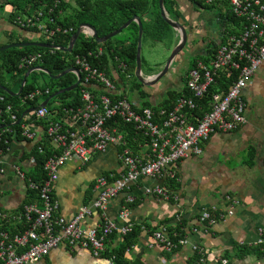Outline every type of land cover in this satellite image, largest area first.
Listing matches in <instances>:
<instances>
[{
    "label": "built area",
    "instance_id": "obj_1",
    "mask_svg": "<svg viewBox=\"0 0 264 264\" xmlns=\"http://www.w3.org/2000/svg\"><path fill=\"white\" fill-rule=\"evenodd\" d=\"M193 1L208 5L227 2L230 13L240 19L241 25L238 31L227 35L208 60L198 59L187 70L184 93L178 95L171 109L157 112L150 108L135 109L126 98L118 96L106 71L91 63L101 58L103 49L99 47L85 49V53L73 57L74 68L80 75L78 103L61 108L59 114L46 106H38L32 112L33 121L21 126L19 135L23 139L36 143L46 141L52 154L44 163L45 179L41 183L28 180V188L36 191L37 203L22 205L16 211L0 210V264H33L62 244L70 249L75 246L89 249L93 256L99 257L110 235L116 232L124 235L132 226L128 222L129 209L123 208L118 213L119 224L102 216L98 226L82 227L81 221L92 210L104 211L110 200L129 191L141 177L174 179L177 164L188 157L200 156L202 143L212 134L235 131L246 122L242 91L264 62V0ZM52 12L50 8L48 16L43 17V12L38 11L32 18H18L17 22L21 27H36L39 35L48 40L68 36L73 28L57 25ZM82 35L93 39L89 28H84ZM40 58V53L26 55L19 68L32 67ZM115 61L121 74L130 75L123 60L116 57ZM222 77L225 81L219 84ZM99 88L102 91L96 92ZM47 93V90L37 89L24 99L31 101L35 96ZM205 98L208 99L204 111L202 100ZM5 111L9 112L10 107L7 106ZM10 120L16 123V116L11 115ZM37 121L45 123L41 134L37 131ZM130 130L146 141L144 146L149 152L145 157L134 155L127 147L124 135H129ZM5 132L12 134L11 139L16 136L15 131ZM3 138L0 133V143ZM111 146L121 149L119 160L123 170L119 176L98 177L93 185L95 199L71 219L57 215L58 204L52 190L60 167L72 159L87 164L93 155L105 153ZM38 151H42L41 147ZM145 192L164 200L173 197L160 186L146 188ZM126 198L127 203L133 202L130 195ZM231 213L232 210L227 211L228 215ZM199 221L210 225L214 219L204 210ZM152 237L167 253L188 244L186 238L173 243L163 227L152 232ZM256 244L264 245L262 228L257 230ZM191 249L204 263L202 249L196 244H192ZM221 263L226 264V260ZM108 264H112L111 261Z\"/></svg>",
    "mask_w": 264,
    "mask_h": 264
},
{
    "label": "crops",
    "instance_id": "obj_2",
    "mask_svg": "<svg viewBox=\"0 0 264 264\" xmlns=\"http://www.w3.org/2000/svg\"><path fill=\"white\" fill-rule=\"evenodd\" d=\"M172 1H175V8L171 10H177L178 15L172 14L170 9L166 12L188 30L189 55L186 60L176 61L175 58L169 67L166 82L145 87L134 78L131 86L134 96L129 101L122 92L124 81L134 77V71L133 76L121 74L116 69L115 58H107L106 68L116 87V94L126 98L135 109L159 108L168 95L177 97L183 93L185 74L192 67L193 60H208L216 47L224 43L227 35L240 28L241 21L229 20L231 13L227 2L208 5L193 0ZM65 12H69V8ZM6 16L0 15V43H6L10 37L27 38L28 34L8 23ZM138 16L146 25L153 15L150 12L138 13ZM119 20V14L112 15V21ZM125 29L126 35L115 37L112 44L131 45L133 28ZM145 34L152 42H160L153 40L149 33ZM164 39L162 36L161 41ZM143 60L141 74L146 81H150L161 71L163 63L149 65L145 73ZM101 91L96 89V92ZM242 99L246 122L238 129L212 134L202 143L200 156L188 157L177 164L174 179H137L129 191L110 200L104 211L92 210L81 221V226H98L102 216L119 224V211L129 209L128 222L138 229L137 242L125 253L131 264H188L194 253L192 244L202 249L206 264H222L223 259L226 264H264V245L256 244L257 230L262 228L264 231V62L242 91ZM171 103L173 105L174 102ZM42 129L43 126H39L38 133L41 134ZM135 141L139 145L141 139ZM35 145L36 141L14 138L7 148L0 150V210L16 211L27 201L29 181L22 175L34 168ZM147 151L146 146H139L134 155L145 157ZM120 152L121 149L111 146L105 153L93 155L87 164L72 159L62 165L52 190L58 204L56 214L71 219L79 209L89 206L96 197L93 189L95 180L105 173L122 172ZM155 186L162 187L173 197L164 200L145 192L146 188ZM128 195L133 198V205L130 204L132 202L127 203ZM31 203H37V199ZM204 210L209 211L214 219L210 225L199 221ZM229 210H232L230 215L227 214ZM177 224H182L183 236L188 244L179 247L176 252L167 253L154 241L152 232L163 227L167 233ZM120 242L121 235L116 232L111 240H107L99 257L93 256L89 249L77 246L70 249L62 244L33 264H108L107 253Z\"/></svg>",
    "mask_w": 264,
    "mask_h": 264
},
{
    "label": "trees",
    "instance_id": "obj_3",
    "mask_svg": "<svg viewBox=\"0 0 264 264\" xmlns=\"http://www.w3.org/2000/svg\"><path fill=\"white\" fill-rule=\"evenodd\" d=\"M55 0H1L0 2V15L4 11V7L9 8V13H7V22L11 25L20 28L26 34H33L37 36L36 41L27 40V38H8L6 43H0V47L8 44L15 43H52L55 46L67 47L71 35L75 32L77 27L81 23H90L94 26L99 37H103L106 34L114 31L119 25L129 19L132 15L138 13H152V17L146 25L143 24L142 28L143 34L149 33L153 40L161 41L165 30L169 28L168 24L161 18L158 0H71V2H66L64 0H59L56 3ZM55 5V6H54ZM164 7L168 11L172 7L175 8V1L164 0ZM168 7V8H167ZM52 8V15L55 17V22L57 25L72 27L73 30L68 36H56L51 40L45 39L40 36V31L36 27L23 26L17 22V19L32 18L36 15L38 11L43 12V17L48 16V10ZM69 8V12H65ZM152 8V9H151ZM151 9V10H150ZM172 14H177V10H171ZM169 12V11H168ZM119 14L121 20L112 21L113 14ZM229 20L240 21L234 15H229ZM45 24L48 27V21L45 20ZM133 28L134 40L129 47L123 46L122 43L112 44V38L107 40L105 43H96L93 39L87 38L85 35H80L75 42L71 53H64L61 51H52L47 48H38L33 46L27 47H8L7 49L0 50V126L4 125V128L0 129V133H3V141L0 143V150L7 148L8 143L11 141L12 134L5 132V130H11L16 132V139H23L19 132L21 131L22 125H27L31 123L33 118V113L25 115L18 124L11 122L10 116L15 115L18 120L21 115L30 108H37L40 104L50 97L55 92L67 88L73 85L76 81L75 76L72 73H67L58 79H51L46 74L42 72H32L23 87L21 94L17 96H10L5 93L2 87L9 89L12 92H17L22 78L29 68L35 66H41L42 68L48 70L51 75H57L61 72L74 67L73 57L76 54L85 53V49H97L102 48L103 54L99 61L92 60L93 65H98L100 68L107 72L106 61L107 58H119L123 60L127 65V73L133 76V71L135 68V55L137 46V32L138 26L135 22L128 25L127 29ZM214 52V51H213ZM212 52V54H213ZM40 53V60L32 67L19 68L21 59L30 54ZM108 54V55H107ZM211 54V55H212ZM108 56V57H107ZM210 57V56H209ZM197 58L193 60V64ZM203 60V59H202ZM207 59H205L206 61ZM42 75L46 76L47 82L43 86H36V76ZM11 76V81L7 80V77ZM225 81V77L218 80L219 84ZM223 85V84H222ZM225 87V85H224ZM48 91L47 94H42L40 96H35L31 101L24 99L26 95L34 92L35 90ZM212 91L214 88H211ZM79 88L58 94L57 96L51 98L47 104V108L51 112L59 114L61 108L76 105L79 101L78 96ZM184 93V92H183ZM178 97V96H177ZM175 95H168L160 107H149L153 111L157 112L159 109L169 110L172 108V101L174 102L177 98ZM207 99L202 100L204 104V111L207 108ZM52 105L49 107V105ZM59 104V105H55ZM7 106L10 107V111L6 112ZM38 126H43L45 123L43 121H37ZM128 129V128H126ZM124 131V130H122ZM5 132V133H4ZM127 134V133H126ZM124 135V139L127 142V147L131 150L133 154H136L137 148L139 146H144L146 141L143 139L136 144L135 140H140L141 136L135 134L133 131H129V135ZM6 141V142H5ZM138 146V147H137ZM38 147H41V152L38 151ZM51 147L46 141L37 142L33 148V158H34V168L25 174L26 180L35 183H41L45 179L44 163L50 156ZM112 175L113 178L119 176L114 172L105 173L104 176ZM36 191L28 189V199L23 205L31 203L33 199L36 198ZM53 196V194H52ZM54 198V197H53ZM32 199V200H31ZM134 202L130 203L133 205ZM168 237L176 243L177 239L184 238L182 224H177L176 227L171 230H167ZM115 236V233L108 237L109 240ZM138 229L133 228L124 235H121V242L109 250L107 253V258L112 264H131L125 257L126 251L131 248L137 242ZM107 239V240H108ZM107 242V241H106ZM179 247L175 248L172 252H176ZM264 254V253H263ZM188 264H206L200 262V256L198 253L194 252L192 258L189 260Z\"/></svg>",
    "mask_w": 264,
    "mask_h": 264
},
{
    "label": "water",
    "instance_id": "obj_4",
    "mask_svg": "<svg viewBox=\"0 0 264 264\" xmlns=\"http://www.w3.org/2000/svg\"><path fill=\"white\" fill-rule=\"evenodd\" d=\"M158 7H159V12H160L161 18L168 24V26L170 28H172L176 32V35L178 37V43L175 45L174 49L170 53L168 59L164 63L163 68L161 69V71L159 73H157L156 75H154L150 81H146V79L141 74V37H142V33H143V28H142V23L140 21V18L137 14L132 15L129 19H127L125 22H123L121 25H119L116 29H114V31L106 34L103 37L98 36L97 31L92 24L81 23V25H79L77 27V29L75 30V32L71 35L67 47H59V46H55V45H52L49 43H15V44H8V45H5L3 47H0V50L1 49H7L8 47H12V46H15V47L33 46V47H38V48L54 49V50H58V51H61L64 53H71L73 46H74L75 42L77 41L78 37L81 34H84V28H89L91 30L92 38L96 43H105L107 40L119 35L121 33V31L124 30L125 28H127L130 23L135 22L138 26V33H137L136 55H135L134 78L137 80L138 83H140L141 85H143L145 87H154L158 84H163L164 82H166L169 79V77H167V75H168L170 65L175 60V58L179 55V53L184 48L188 49V46H189L188 30L185 28V26L183 24H181L178 20L173 19V18L168 16L166 9L164 7V0H158ZM32 72H42V73L46 74L51 79H58L67 73H72L76 76V81L73 85L55 92L50 97H48L45 101H43L40 104V107L47 106L49 100L51 98L57 96L58 94L75 90L77 88L79 82H80V75H79L77 69L74 67L63 71L60 74L51 75L48 70L42 68L41 66H35L32 68H29L26 71V73L24 74V76L22 78L21 84H20L17 92L14 93V92L10 91L9 89L1 86L2 90L10 96H17L18 97L23 90V87L26 83L28 76ZM35 109L36 108H30V109L26 110L21 115V117L16 121L15 124H18L25 115L34 112ZM2 128H4V125L0 126V129H2Z\"/></svg>",
    "mask_w": 264,
    "mask_h": 264
},
{
    "label": "rangeland",
    "instance_id": "obj_5",
    "mask_svg": "<svg viewBox=\"0 0 264 264\" xmlns=\"http://www.w3.org/2000/svg\"><path fill=\"white\" fill-rule=\"evenodd\" d=\"M7 13H9L8 6L4 7V11L2 12V14L4 15ZM125 31L126 29L122 30L121 33L115 37H124L126 35ZM115 37H113L112 39H114ZM163 37H165L166 39H164L163 42L160 41L159 43L152 42V40L149 39L148 34H144L143 37L141 38V60L144 59L142 62V69L145 73H147L146 68L149 65L152 66V65L163 63V66H164V63L168 59L172 50L174 49L175 47L174 45L176 44V41H177L176 32L172 28L169 27L168 29L165 30ZM27 40L36 41L38 39H37V36L33 34H28ZM188 52H189V46H188V49L184 48L179 53V55L176 57V61L180 59L186 60L187 56L189 55ZM7 80L11 81V76L7 77ZM35 81H36L35 83L36 86H43L47 82V79H46V76L37 75ZM133 82H134V77L124 81V88H123L122 93L126 94L129 101H131L134 96V92L131 91V86ZM51 106L52 105L50 104L49 107Z\"/></svg>",
    "mask_w": 264,
    "mask_h": 264
}]
</instances>
